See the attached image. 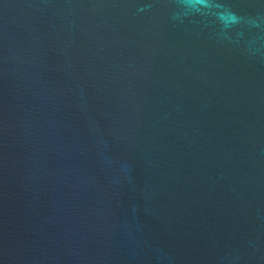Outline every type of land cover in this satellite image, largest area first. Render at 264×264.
<instances>
[{"label":"water","instance_id":"water-1","mask_svg":"<svg viewBox=\"0 0 264 264\" xmlns=\"http://www.w3.org/2000/svg\"><path fill=\"white\" fill-rule=\"evenodd\" d=\"M0 264H264V0H0Z\"/></svg>","mask_w":264,"mask_h":264}]
</instances>
